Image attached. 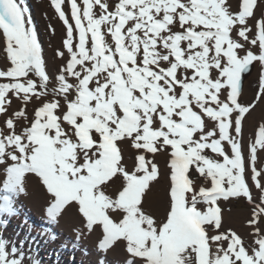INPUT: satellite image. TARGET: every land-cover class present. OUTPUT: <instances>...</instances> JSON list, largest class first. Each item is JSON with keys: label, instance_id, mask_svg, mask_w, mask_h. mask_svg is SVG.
I'll use <instances>...</instances> for the list:
<instances>
[{"label": "snow or ice", "instance_id": "snow-or-ice-1", "mask_svg": "<svg viewBox=\"0 0 264 264\" xmlns=\"http://www.w3.org/2000/svg\"><path fill=\"white\" fill-rule=\"evenodd\" d=\"M51 3L66 26L68 60L49 88L27 5L0 0L3 53L10 62L0 69V79L8 81L0 83V114L8 115L12 97L41 105L19 133L18 124L29 119L25 107L6 119L7 133L0 130V164L11 162L4 188L18 190L26 174H35L54 201L51 212L76 202L90 230L102 226L109 247L126 242L139 264H264V236L249 254L235 232L210 235L206 229L221 227L218 201L253 200L241 144L250 107L239 97L242 75L254 62L264 67V19L254 38L248 27L258 0H240L238 12L230 0H118L113 10L109 0H82L83 8L69 0L74 25L65 0ZM244 42L258 45L259 54ZM260 94L264 99V75ZM124 141L140 153L132 172L121 162L118 142ZM169 149V210L158 222L142 205L159 175L146 154ZM258 150H264V127L250 146L251 178L264 193ZM191 170L211 187L197 189ZM118 174L124 183L112 198L104 187ZM110 212L122 217L119 222ZM261 215L264 207L257 206L255 216ZM211 242L218 245L214 253Z\"/></svg>", "mask_w": 264, "mask_h": 264}, {"label": "rangeland", "instance_id": "rangeland-1", "mask_svg": "<svg viewBox=\"0 0 264 264\" xmlns=\"http://www.w3.org/2000/svg\"><path fill=\"white\" fill-rule=\"evenodd\" d=\"M109 1V10H113L118 0ZM80 2L82 3V0ZM230 4L232 11H239L240 0H230ZM38 5L40 12L36 15L35 22L39 38L41 40L45 39L42 41V44L47 53L44 52L46 54L44 60L47 62L45 63V70L49 74V69L51 68L55 71H60L68 60L66 49L63 46V41L66 39V26L58 14L47 12L41 3H38ZM31 9L33 10L32 7ZM95 11L99 14L98 7ZM262 19H264V0H258V9L254 10V17L249 18L248 22V27L252 29L249 34L250 39L258 34V21ZM69 22L74 25L72 18ZM74 35H76L75 31ZM244 43L247 48L259 54L258 45L252 46L247 42ZM58 52H64V57H59L57 55ZM7 66H10V62L6 60L3 53V35L0 32V69ZM262 75H264V67L258 62H254L250 66L249 71L242 75L241 95L239 97V102L242 105L250 107V112L245 114V118L242 121L241 144L246 164V183L249 185L253 200L249 201L246 197H230L228 200L218 201L216 207L220 208L221 227L218 230H214L206 226L210 235L235 232L243 240L249 254L252 253L253 248H258L255 241L259 237L264 236V215H261L258 219L255 216L257 206L264 207V199H262L264 193L254 185V181L251 178L252 164L250 162V146L258 138L260 128L264 127V99H258V96L261 95L260 84ZM31 78L36 79L35 77ZM7 82V80L0 79V83ZM56 84L57 80H52L50 77L49 88L54 87ZM48 99H51V96ZM40 106L39 103L31 102L25 106L18 98L12 97V104L9 107L8 115L0 114V130L7 133L6 119L13 112L25 107L29 119L21 121L18 124L16 130L19 133L26 125L30 126L34 112ZM63 110L61 109V112ZM95 138L98 139V137ZM118 145H121V149L125 147L121 153L123 156L126 155L125 162H122L125 169L129 172L134 171L135 165L138 163L137 157L140 153L128 141L118 142ZM170 151L169 149L163 154H146V159L151 160L157 165L159 175L158 182L150 183L149 190L146 191L144 198H142V205L146 214H151L158 222L165 220L169 210ZM226 151L231 155L230 147L227 145ZM207 153L212 158L219 159L222 162V157H217L211 151ZM9 165L0 164V264H99L100 259L93 251H98V249H102L103 247L110 260H113L117 264H121L126 259L133 258L127 252L126 242L117 241L109 247L108 238L99 224L93 226L90 230L87 226L86 218L79 212V206L76 202H71L70 205L66 206L65 211L64 208L61 210L63 212L59 211L58 216L61 219L60 230H58L57 236L51 239V235L46 231L47 228H44L41 224L34 226L35 221L33 222L32 220L34 217L36 221H48L47 217L54 213H51L49 210L54 201L50 200L51 196L47 193L46 187L42 184L40 178L31 173L26 174L25 181L22 182L18 190H6L4 188L7 179L5 170ZM256 167L257 170L264 169V150H258L257 152ZM190 179L194 181L197 189L199 187H211V182L205 181L203 177H199L196 171L190 173ZM123 183V177L118 174V177H113L107 187H102H104L106 195L116 198L119 191L122 190ZM46 201L47 203H45ZM49 202H52V204L50 205ZM198 207L206 210L204 205H199ZM109 215L113 218L114 222H119V219L122 218L116 217L111 212ZM254 220L256 223H253ZM75 244L80 245L82 249H87L85 251L80 249L82 256L80 263L75 260L74 255L71 257L72 260H70L66 257L68 254L64 253L65 250L69 251L70 247H74L70 245ZM217 247L216 242H211L210 252L214 253ZM224 247H227V242H224ZM135 259L140 260V258Z\"/></svg>", "mask_w": 264, "mask_h": 264}, {"label": "bare ground", "instance_id": "bare-ground-1", "mask_svg": "<svg viewBox=\"0 0 264 264\" xmlns=\"http://www.w3.org/2000/svg\"><path fill=\"white\" fill-rule=\"evenodd\" d=\"M110 2V1H109ZM24 3L27 5V7H28V9H29V12H30V15H31V17H32V21H33V24H34V26L36 27V22H35V17L37 18V14L40 12V9H39V5H38V3H41V4H43L44 5V7L46 8V10H47V12H50V13H56V14H58L57 12H56V10H55V8H54V6L52 5V3H51V0H34V1H32V0H24ZM77 3L81 6V8H83V4L80 2V0H77ZM32 5V6H31ZM38 5V6H37ZM35 6H36V10H35ZM31 7L33 8V10L31 9ZM62 7H63V10L65 11V14H66V16L68 17V19H69V21H70V19L72 18L71 17V9H70V3H69V0H65V3L62 5ZM53 15H55V14H53ZM56 16V15H55ZM40 26V25H39ZM41 29V28H40ZM36 30H37V28H36ZM42 30V29H41ZM40 30V32H42L43 33V31H41ZM41 33V34H42ZM37 36H38V39H39V41H40V43H41V47H42V54H43V57L47 54L46 52H45V47L43 46V44H42V41L43 40H45V39H43V40H41L40 38H39V35L37 34ZM107 39L109 40V43H111V37H107ZM44 43H45V41H44ZM47 48H49V47H47ZM46 54H45V53ZM56 59V58H55ZM56 61V60H55ZM50 62V61H49ZM45 63H47V62H45ZM49 66V65H48ZM51 68V67H50ZM54 68V67H53ZM50 71V77H51V79L52 80H57L56 78H57V76L60 74V71H55V70H53L52 68L51 69H49ZM18 103V102H17ZM63 103V102H62ZM18 105V104H17ZM29 111V110H28ZM60 113H62L61 112V110H59V112H58V114H60ZM27 126V125H26ZM120 148H121V145H118ZM123 149H121V153H122V150H124V148L125 147H122ZM123 153H125L124 151H123ZM126 158V155H121V162H125L124 161V159ZM33 185V184H32ZM33 188V187H32ZM147 191V190H146ZM49 195V194H48ZM45 196V195H44ZM50 196V195H49ZM42 198H44V197H42ZM48 199V198H47ZM46 199V200H47ZM43 200V199H42ZM49 200V199H48ZM50 200H52L51 199V197H50ZM49 200V201H50ZM44 202V201H43ZM45 203H47V201L45 202ZM44 203V204H45ZM50 203V202H49ZM52 204V202L50 203V205ZM47 206V205H46ZM49 206V205H48ZM62 208H63V206H61V207H59V208H57L56 209V211L54 212V213H52L51 211V213H52V215L50 214V216H48L47 218V220L48 221H44V220H42V221H36L35 219H34V217H33V222H34V226L36 225V224H41L44 228H47V233H49V235H51V239H53L55 236H57V232H58V230H60L59 229V226L61 225V219L59 218V211H61L62 210ZM75 209V208H74ZM201 209V208H200ZM66 210V209H65ZM64 210V211H65ZM202 210V209H201ZM61 212H63V211H61ZM46 213V212H45ZM26 214V213H25ZM70 214V213H69ZM19 215V214H18ZM34 215V214H33ZM78 217V216H77ZM32 222V223H33ZM43 223V224H42ZM44 237V236H43ZM45 238V237H44ZM62 242V241H61ZM65 243V242H64ZM66 244H67V242H66ZM70 246H74L73 248L72 247H70L69 248V251L68 250H65L64 251V253L65 254H68V256H66V257H68L70 260H72L71 259V257L74 255L75 256V260L77 261V262H81L82 261V256H81V252H80V249L81 250H83V251H85V250H87V249H82L81 247H80V245H77V244H75V245H70ZM79 246V247H78ZM104 248V247H103ZM98 249V251H93V253H95L96 255H97V257L100 259V263L99 264H117L116 262H114L113 260H110V258H109V256H108V254L106 253V251H105V249ZM82 254H83V252H82ZM65 256V255H64ZM101 258H102V260H101ZM129 260H132V264H139V261L137 260V259H135V258H130ZM129 260H125V261H123L121 264H128V261ZM99 262V261H98ZM76 264V263H75ZM84 264V263H83ZM89 264H94V263H89Z\"/></svg>", "mask_w": 264, "mask_h": 264}, {"label": "trees", "instance_id": "trees-1", "mask_svg": "<svg viewBox=\"0 0 264 264\" xmlns=\"http://www.w3.org/2000/svg\"><path fill=\"white\" fill-rule=\"evenodd\" d=\"M208 151H210V150H205V154H206V155H209V154L207 153ZM209 156H210V155H209ZM210 157H211V156H210ZM191 172H194V170H191L190 173H191Z\"/></svg>", "mask_w": 264, "mask_h": 264}]
</instances>
